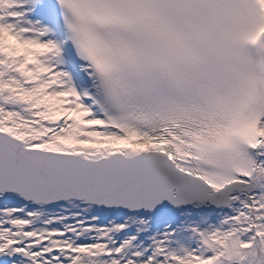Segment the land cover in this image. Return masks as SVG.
<instances>
[{
	"label": "snow or ice",
	"instance_id": "obj_1",
	"mask_svg": "<svg viewBox=\"0 0 264 264\" xmlns=\"http://www.w3.org/2000/svg\"><path fill=\"white\" fill-rule=\"evenodd\" d=\"M0 264H264V0H0Z\"/></svg>",
	"mask_w": 264,
	"mask_h": 264
}]
</instances>
